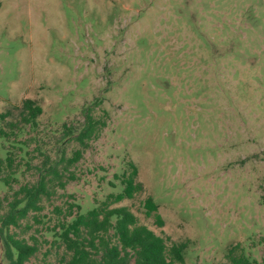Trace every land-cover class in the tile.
Segmentation results:
<instances>
[{"label": "rangeland", "instance_id": "obj_1", "mask_svg": "<svg viewBox=\"0 0 264 264\" xmlns=\"http://www.w3.org/2000/svg\"><path fill=\"white\" fill-rule=\"evenodd\" d=\"M26 99L43 114L0 136V214L46 155L79 148L63 143L64 124L96 99L109 114L41 223L31 214L13 228L38 240L29 264H61L55 209L86 213L120 193L130 161L144 191L112 207L187 242L185 264L225 262L236 245L264 264V0H0V114L17 119ZM149 196L163 227L146 216Z\"/></svg>", "mask_w": 264, "mask_h": 264}, {"label": "trees", "instance_id": "obj_2", "mask_svg": "<svg viewBox=\"0 0 264 264\" xmlns=\"http://www.w3.org/2000/svg\"><path fill=\"white\" fill-rule=\"evenodd\" d=\"M101 101L96 99L82 109L83 121L79 124H64L63 143L66 139L75 142L79 148L67 157V148L63 147L59 159L46 155L38 167V180L34 184L21 186L16 190L0 214V241L4 263L29 264L39 252L36 238L32 243L20 238L13 228H20L23 221L31 214L36 223H41L40 213L44 211L43 202L51 198L58 188L64 190L70 181L76 179L71 168L79 163L91 143L97 141L108 125L109 114L101 108ZM15 120H8L12 113L0 114V121L8 130L0 128V136H16L24 127L35 129L43 114L42 107L32 99H26L19 108ZM11 163V159L7 158ZM128 171L120 176L122 190L110 194L106 200L81 213V206L72 203L64 211L56 208L62 215L59 224L51 230L55 243L65 250L61 264H185L187 242L168 244L167 239L157 235L145 225H141L137 216L125 206L112 207L125 199H133L144 191L138 180L139 170L133 161L128 162ZM9 184L8 180L5 181ZM147 217H154L155 224L163 227L165 222L159 214V207L149 196L144 202ZM218 264H257L251 260L241 245L231 247L226 254V261Z\"/></svg>", "mask_w": 264, "mask_h": 264}]
</instances>
